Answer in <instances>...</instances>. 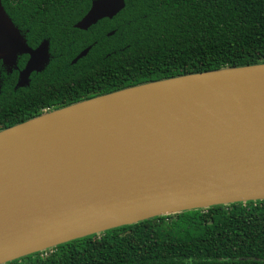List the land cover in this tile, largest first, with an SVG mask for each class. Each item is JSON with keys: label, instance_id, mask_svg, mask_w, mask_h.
Masks as SVG:
<instances>
[{"label": "water", "instance_id": "obj_1", "mask_svg": "<svg viewBox=\"0 0 264 264\" xmlns=\"http://www.w3.org/2000/svg\"><path fill=\"white\" fill-rule=\"evenodd\" d=\"M122 8L92 0L73 27ZM23 54L15 87L44 68L48 46L28 48L0 6L5 73ZM259 200L264 63L123 88L0 131V264L154 217Z\"/></svg>", "mask_w": 264, "mask_h": 264}, {"label": "trees", "instance_id": "obj_2", "mask_svg": "<svg viewBox=\"0 0 264 264\" xmlns=\"http://www.w3.org/2000/svg\"><path fill=\"white\" fill-rule=\"evenodd\" d=\"M91 1L0 0L26 46L46 40L49 56L24 87L15 69L0 73V131L123 88L264 63V0H122L112 18L75 29ZM5 264H264V200L154 217Z\"/></svg>", "mask_w": 264, "mask_h": 264}, {"label": "flooded vegetation", "instance_id": "obj_3", "mask_svg": "<svg viewBox=\"0 0 264 264\" xmlns=\"http://www.w3.org/2000/svg\"><path fill=\"white\" fill-rule=\"evenodd\" d=\"M88 8H89V7H88ZM102 19H103V18H102ZM107 19H108V18H107ZM86 48L89 49V47H86ZM80 52H81V51H80ZM27 59H28V56L26 55V60H25V62H24V64H23V67H24V65H25V63H26V61H27ZM73 59H74V58H73ZM71 61H72V60H71ZM71 61H70V63H71ZM75 62H76V61H75ZM0 63H1V62H0ZM23 67H22L21 69H23ZM21 69H19V70H18L17 68L15 69L16 72H17V75H16V81L18 80V73L20 72ZM5 71H6V70H5ZM5 71H4V70H3V71L0 70V73H1V72H5ZM16 81H15V84H16Z\"/></svg>", "mask_w": 264, "mask_h": 264}, {"label": "rangeland", "instance_id": "obj_4", "mask_svg": "<svg viewBox=\"0 0 264 264\" xmlns=\"http://www.w3.org/2000/svg\"><path fill=\"white\" fill-rule=\"evenodd\" d=\"M0 64H1V63H0ZM0 70H2V71L4 70V71H5L6 69H4L3 66H0Z\"/></svg>", "mask_w": 264, "mask_h": 264}, {"label": "built area", "instance_id": "obj_5", "mask_svg": "<svg viewBox=\"0 0 264 264\" xmlns=\"http://www.w3.org/2000/svg\"><path fill=\"white\" fill-rule=\"evenodd\" d=\"M43 255H45L46 250L41 251Z\"/></svg>", "mask_w": 264, "mask_h": 264}]
</instances>
